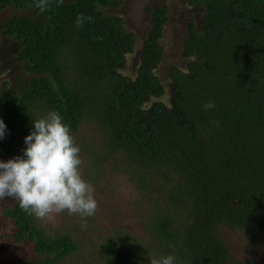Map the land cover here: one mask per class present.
Segmentation results:
<instances>
[{
    "label": "trees",
    "instance_id": "trees-1",
    "mask_svg": "<svg viewBox=\"0 0 264 264\" xmlns=\"http://www.w3.org/2000/svg\"><path fill=\"white\" fill-rule=\"evenodd\" d=\"M121 4L64 0L40 12L33 0H0L2 9L23 11L0 21V30L9 58L30 74L0 88L7 128L0 156H21L33 121L56 111L98 202L86 229L67 210L38 219L16 200L0 208L16 240L39 255L15 264H150L167 255L179 264H255L256 250L264 264V0H188L202 18L187 21L186 64L168 69L167 103L157 99L164 86L156 73L167 8L147 9L149 28L129 76L122 71L134 34L111 12ZM208 101L216 107L205 112ZM122 175L126 183H112ZM101 201L132 214L112 225ZM222 230L243 242L228 246Z\"/></svg>",
    "mask_w": 264,
    "mask_h": 264
},
{
    "label": "clouds",
    "instance_id": "clouds-1",
    "mask_svg": "<svg viewBox=\"0 0 264 264\" xmlns=\"http://www.w3.org/2000/svg\"><path fill=\"white\" fill-rule=\"evenodd\" d=\"M64 0H33L40 12L61 6ZM84 14L76 18L83 26ZM90 19V18H89ZM214 101L202 105L205 112L214 110ZM219 125L218 121L212 122ZM7 128L0 119V139ZM27 146L21 156L0 161V200L14 199L28 215L44 219L52 213L67 210L81 218V228H87V217L95 215L98 202L94 188L82 175L81 149L71 134L70 126L56 111L33 121V130L24 138ZM150 264H179L175 255L152 258Z\"/></svg>",
    "mask_w": 264,
    "mask_h": 264
},
{
    "label": "rangeland",
    "instance_id": "rangeland-1",
    "mask_svg": "<svg viewBox=\"0 0 264 264\" xmlns=\"http://www.w3.org/2000/svg\"><path fill=\"white\" fill-rule=\"evenodd\" d=\"M121 6L111 12L121 15L124 18L126 28L134 34L135 44L133 52L128 56L126 66L122 71L124 74L133 76L137 66V56L140 50L141 42L146 36L149 28L150 18L147 14L148 8L160 7L165 5L167 8V22L164 26V35L160 41L163 47V57L159 67L156 70L159 79L164 86V94L157 98L168 102V69L172 66L184 68L186 59L181 55V47L183 39L186 36V27L188 19H192L196 24L201 22L202 9L199 6L188 4V0H121ZM23 11L15 7L0 8V21L13 14H21ZM3 34L0 30V55L5 69L4 74L0 76V88L5 80L11 84H15L17 78L28 80L30 74L25 73L21 65L17 62L13 63V59L7 55L9 46L3 42ZM155 100V98H153ZM14 157L13 154L0 156V161H7ZM123 176V175H122ZM128 179L124 176H116L113 184L126 183ZM96 196V195H95ZM97 197V196H96ZM14 199L0 200V208L5 205H11ZM101 209L104 212V221L107 217L112 220V225L120 223L122 218L129 217L132 214L131 210L119 211L113 201H101ZM126 209V208H125ZM98 219V212L96 214ZM65 220V219H64ZM128 223L135 225V220L129 218ZM109 225V222H106ZM53 227V218L49 223ZM99 225L97 224V227ZM133 228V226H130ZM137 228V227H136ZM15 226L12 221L5 220L0 215V264H15L19 257L37 260L39 255L34 252L33 244L28 240L17 241L14 232ZM104 233V229L100 228L97 236ZM222 237L226 244L233 247L240 241L243 242V237L228 230H222ZM88 238V237H87ZM86 238V239H87ZM85 239V240H86ZM103 240V239H102ZM261 251L256 250L252 256L255 264H262L263 258L260 257Z\"/></svg>",
    "mask_w": 264,
    "mask_h": 264
}]
</instances>
